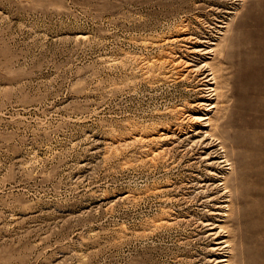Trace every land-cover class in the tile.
I'll return each instance as SVG.
<instances>
[{"label":"rangeland","instance_id":"obj_1","mask_svg":"<svg viewBox=\"0 0 264 264\" xmlns=\"http://www.w3.org/2000/svg\"><path fill=\"white\" fill-rule=\"evenodd\" d=\"M228 234L264 264V0H0V264H225Z\"/></svg>","mask_w":264,"mask_h":264},{"label":"bare ground","instance_id":"obj_2","mask_svg":"<svg viewBox=\"0 0 264 264\" xmlns=\"http://www.w3.org/2000/svg\"><path fill=\"white\" fill-rule=\"evenodd\" d=\"M205 65H207V63L205 64ZM209 65V64H208ZM210 67V66H209ZM202 72H204V71H202ZM212 75H213V73H212ZM213 78H214V76H213ZM216 78V77H215ZM214 82H216L215 80H214ZM213 82V83H214ZM216 84V83H215ZM217 85V84H216ZM215 85V86H216ZM209 86V85H208ZM215 88V87H214ZM210 89V88H209ZM212 90V89H211ZM216 93V92H215ZM215 96H217V94H215ZM214 107L216 108V106L214 105ZM210 117V116H209ZM199 118V117H198ZM199 120H201V119H199ZM210 118L208 119V124H207V126L206 127H209V126H211V123H210ZM216 122V121H215ZM208 129V128H207ZM211 129V127L209 128V130ZM205 133H207L206 135H208V132L206 131ZM206 137V136H205ZM210 137V136H209ZM204 139V138H203ZM217 141V140H216ZM218 142H221V141H219L218 140ZM202 144V143H201ZM221 148H223V147H221ZM222 150V149H221ZM223 151V150H222ZM226 151V150H225ZM224 151V152H225ZM225 157H227V156H225ZM227 161V163H228V159L226 158V159H224V162H226ZM228 165H229V163H228ZM226 180V178H223L222 179V182H221V184L220 185H222L223 186V189L225 190L224 192V194H222V197L221 198H226L227 197V194H229L230 193V189H229V184L225 181ZM211 186V185H210ZM219 187V186H218ZM218 189V188H217ZM228 198V197H227ZM216 200V199H215ZM225 203H228V206H230L231 205V203H232V201H231V199H229V200H226V201H224ZM228 206H225V207H228ZM224 210V207H220V211H223ZM216 226H218V225H216ZM217 228V227H216ZM215 228V229H216ZM218 228L220 229V231L218 230V231H216L215 232V236L217 237V236H219L222 232L224 233V235H225V233H228V230H227V228L225 227H223L222 225H219L218 226ZM222 230V231H221ZM221 232V233H220ZM213 234V233H212ZM221 236H223V235H221ZM225 237V236H224ZM223 237V238H224ZM226 237L227 238H224V240L222 241V242H220V243H217V245H219L218 247H219V249H221L222 251H225V253H226V255H224V256H222L223 258H222V260H220L219 261V263H225V264H231L230 263V261H231V259H230V253H231V249H232V247H231V241L229 240V234L228 235H226ZM219 238V237H218ZM222 238V237H221ZM215 239V238H214ZM214 249V248H213ZM232 254V253H231Z\"/></svg>","mask_w":264,"mask_h":264}]
</instances>
